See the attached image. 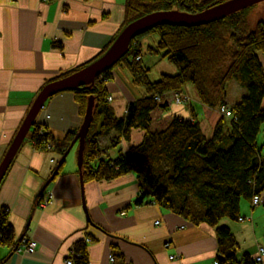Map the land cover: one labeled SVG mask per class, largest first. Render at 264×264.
Wrapping results in <instances>:
<instances>
[{
	"label": "crops",
	"instance_id": "obj_1",
	"mask_svg": "<svg viewBox=\"0 0 264 264\" xmlns=\"http://www.w3.org/2000/svg\"><path fill=\"white\" fill-rule=\"evenodd\" d=\"M125 2L0 0V163L48 81L96 59L119 34L125 20ZM150 40H141L143 49ZM144 62L151 72L166 64L163 71L149 74L152 80L163 73L178 72L177 67L156 55L145 57ZM112 74L107 84L112 97L109 101L115 115L123 117L129 104L146 91L133 85L124 66L118 65ZM233 84L230 90L227 88V101L231 104L239 102L246 93L239 83ZM182 93L189 100L173 101L169 114L198 122L209 138L220 121L225 132L230 129V118L203 104L193 84L187 83ZM37 119L57 139L69 130H80L83 123L70 90L49 98ZM116 135L112 131L100 138L103 152L111 158L141 143L144 131L133 129L129 139L122 137L114 145ZM78 148L79 141L62 170L50 180L60 153L38 148L29 136L25 138L0 184V208H9V222L17 238L23 242L36 240L37 248L33 253L20 249L10 253V248L0 247L1 264H68L78 243L86 245L87 264H215L220 254L215 227L207 222L193 224L150 202V195H146L143 204L132 205L141 192L140 181L133 172L113 179L91 180L83 186ZM49 193L52 198L44 204ZM258 206H253L251 200L242 201L240 215L244 220L221 221L233 233L240 257L247 253L253 259L258 247L264 246V209ZM111 254L115 257L113 262Z\"/></svg>",
	"mask_w": 264,
	"mask_h": 264
},
{
	"label": "trees",
	"instance_id": "obj_2",
	"mask_svg": "<svg viewBox=\"0 0 264 264\" xmlns=\"http://www.w3.org/2000/svg\"><path fill=\"white\" fill-rule=\"evenodd\" d=\"M221 1L224 0H126L122 29L155 11L198 12ZM253 6L200 26L165 24L145 31L131 41L126 55L96 78L93 86L70 90L83 120L89 98H95L83 152L84 181L135 173L141 192L132 205L143 204L146 195H150V202L182 215L193 224L207 222L215 227L220 242L219 264L253 262L247 253L238 255L234 235L221 221L241 217L243 198L252 201L253 196L259 194L264 203V140H258L264 126V64L259 55V52L264 53V19L251 28L248 12ZM144 38L151 39L145 50L141 43ZM150 55L173 63L178 72L163 73L159 79L152 80L150 68L144 62ZM94 60L62 72L48 82L67 76ZM118 65L129 71L133 85L146 91L129 104L123 117L115 115L107 86ZM232 80H237L246 93L231 106L233 116L229 117L228 131L225 132L224 123L220 121L209 138L198 122L168 113L187 83L195 86L203 104L220 110L228 105L227 88ZM133 129L144 131L141 143L121 152L117 158L103 152L101 137L114 131L116 145L122 137L129 139ZM78 132L69 130L57 139L49 127L36 118L27 136L36 147L54 149L60 153V159L65 158L59 168L61 171ZM22 244L23 240L17 238L9 222V208L1 207L0 247L10 248L11 253ZM74 251L80 254L73 257L75 263L87 264L86 245L78 243Z\"/></svg>",
	"mask_w": 264,
	"mask_h": 264
},
{
	"label": "water",
	"instance_id": "obj_3",
	"mask_svg": "<svg viewBox=\"0 0 264 264\" xmlns=\"http://www.w3.org/2000/svg\"><path fill=\"white\" fill-rule=\"evenodd\" d=\"M261 1L264 0H224L198 12H187L178 9L155 11L126 25L110 47L100 57L67 76L50 81L41 89L0 163V184L31 127L34 125L37 116L44 108L46 101L62 91L74 90L80 86H93L99 75L112 68L124 55H126L130 48L131 41L135 37L159 25L174 24L186 27L204 25L251 7ZM94 102L95 98L90 97L83 123L71 145L72 148L74 144L79 141L78 160L81 184L83 186L85 182L82 173L83 152L85 139L93 115ZM64 159L65 158L60 159L50 180L56 176Z\"/></svg>",
	"mask_w": 264,
	"mask_h": 264
},
{
	"label": "built area",
	"instance_id": "obj_4",
	"mask_svg": "<svg viewBox=\"0 0 264 264\" xmlns=\"http://www.w3.org/2000/svg\"><path fill=\"white\" fill-rule=\"evenodd\" d=\"M112 97H109V100H111ZM181 96L177 95L175 101L176 102H181ZM220 110H222L224 112V115L227 117H232L233 116V112L231 110V107H229L228 105H223ZM50 146V144L48 145ZM52 198V193H49L47 195V197L44 199V204H47L50 202V199ZM262 197L259 194H255L252 198V204L253 206H258L262 203ZM240 220H244L243 217H240ZM159 222V221H158ZM157 222V223H158ZM37 248V241L30 239V240H24L22 246L19 248L20 250H22L24 253H33L35 252ZM75 255L80 256V254H76V252L74 250H72L70 257L67 259V263L68 264H76L73 257ZM175 255H171V258H174ZM110 260L113 262L115 260V257L111 254L110 255ZM215 264H219L218 260L215 261ZM251 264H264V246H259L258 247V251L256 253V255L253 258V262Z\"/></svg>",
	"mask_w": 264,
	"mask_h": 264
},
{
	"label": "rangeland",
	"instance_id": "obj_5",
	"mask_svg": "<svg viewBox=\"0 0 264 264\" xmlns=\"http://www.w3.org/2000/svg\"><path fill=\"white\" fill-rule=\"evenodd\" d=\"M262 19H264V1H261V2H259V3H257V4H255L250 10H249V12H248V21H249V25L251 26V28H254L255 27V25L257 24V22L259 21V20H262ZM259 55H260V57H261V59H264V53H262V52H259ZM168 60H166V63L168 64V63H170V65H172V66H175L173 63H171V62H167ZM166 64H161V65H158L157 66V68L155 69V70H153L152 72L150 71L149 72V74H154V73H157V72H160V71H163V66H165ZM176 67V66H175ZM128 71V70H127ZM150 76V75H149ZM151 77V76H150ZM233 83H238L237 82V80H232V84H228V89L230 90L231 89V85H234ZM238 85H240V84H238ZM242 87V86H241ZM180 96H181V102H185V101H188L189 100V97H187V96H185V95H183V93H180L179 94ZM111 97V96H110ZM228 102V101H227ZM178 103V102H177ZM180 103V102H179ZM228 106L229 107H231L232 106V104L230 103V102H228ZM220 113L223 115V117H224V112L222 111V110H220ZM30 135V134H29ZM263 137H264V126H263V128H262V130H261V132H260V134H259V137H258V140L259 141H262V139H263ZM74 151H76V148H75V150ZM242 201H248V199H245V198H243L242 200H241V202ZM258 207H260V208H262V209H264V203L262 202ZM226 221H230V219H228V218H225V219H223V221H222V224L223 223H225Z\"/></svg>",
	"mask_w": 264,
	"mask_h": 264
}]
</instances>
